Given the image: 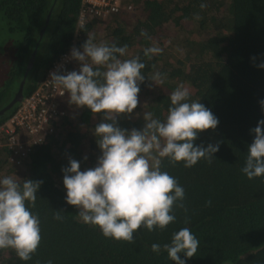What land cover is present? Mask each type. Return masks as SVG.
Here are the masks:
<instances>
[{"label": "trees", "instance_id": "16d2710c", "mask_svg": "<svg viewBox=\"0 0 264 264\" xmlns=\"http://www.w3.org/2000/svg\"><path fill=\"white\" fill-rule=\"evenodd\" d=\"M53 2L24 97L35 91L62 54L73 48L83 51L88 35L96 43L127 44L122 59L138 56L146 64V78L139 85L137 109L131 117H118V126L142 130L145 112L164 121L171 93L184 85L190 102L200 101L219 120L215 131L199 134L195 145L206 148L219 142L220 148L211 164L201 160L191 169L182 163L173 166L167 158L162 161L161 170L185 190L188 223L177 210L176 221L166 230L142 227L134 243L105 238L99 228L79 221V209L66 203L62 169L70 167V159L80 163L81 171L94 168L102 154L94 134L102 114L70 104L67 94L63 107L71 115L33 148L22 167L9 162L8 149H0V179L10 175L21 184L25 179L43 181L35 208L29 205L40 220L42 239L36 254L25 262L11 249L3 250L0 264H174L163 245L184 227L200 241L194 257L181 254L186 264H264V177L248 180L241 172L254 140L252 130L264 119V68L259 67L264 63V0H126L133 11L81 28L77 21L82 0H0V110L24 79ZM202 2L207 4L203 10ZM141 29L151 39L141 36ZM151 46L160 47L161 53L146 57L144 49ZM157 71L163 76L159 85L147 79ZM19 104L0 116V122ZM54 211H63V221L53 218ZM154 243L161 245L160 254L151 251Z\"/></svg>", "mask_w": 264, "mask_h": 264}, {"label": "clouds", "instance_id": "9594fccd", "mask_svg": "<svg viewBox=\"0 0 264 264\" xmlns=\"http://www.w3.org/2000/svg\"><path fill=\"white\" fill-rule=\"evenodd\" d=\"M200 8H207V4L202 2ZM140 35L151 39L144 29ZM82 48L71 50V59L81 64L79 71H54L49 83L60 90V96L67 93L70 104L87 107L94 115L102 114V122L94 129L102 154L94 168L81 171L80 163L70 159V167L62 169L66 203L79 209V221L99 228L105 238L118 242L134 243V234L142 227L149 232L166 230L176 221L177 210L185 213L188 223L185 190L175 177L161 170L162 161L167 158L173 166L182 163L187 169L201 160L211 164L219 142L205 148L196 146L195 141L199 134L215 131L218 118L200 101L190 102L189 89L179 85L170 95L171 105L164 121L145 112L142 130L122 129L117 118L131 117L137 109L146 64L138 56L122 59L128 52L127 44L118 47L96 43L88 35ZM161 51L151 46L144 49V55L151 57ZM259 67L264 68V63ZM147 79L156 85L163 83L158 71ZM260 105L264 109V100ZM252 131L254 140L241 169L248 180L264 177V119ZM42 183L25 179L21 184L10 175L0 179V251L11 249L25 262L36 254L42 239L39 217L30 210L36 206ZM206 206H211V200ZM62 213L54 211L53 218L63 221ZM199 244L191 230L184 227L173 233L163 250L174 264H186L181 254L191 259ZM151 251L160 254L161 245L152 244Z\"/></svg>", "mask_w": 264, "mask_h": 264}, {"label": "built area", "instance_id": "2783aa9c", "mask_svg": "<svg viewBox=\"0 0 264 264\" xmlns=\"http://www.w3.org/2000/svg\"><path fill=\"white\" fill-rule=\"evenodd\" d=\"M133 5L126 0H82L77 27L81 28L93 20L105 21L114 14L133 11ZM79 61L71 59V50L62 54L47 70L38 87L24 97L16 110L0 122V149L10 151L9 162L22 167L33 148L45 142L54 134L71 111L63 107L67 96H60V90L50 84V74L59 71L66 74L79 70Z\"/></svg>", "mask_w": 264, "mask_h": 264}, {"label": "water", "instance_id": "95a60500", "mask_svg": "<svg viewBox=\"0 0 264 264\" xmlns=\"http://www.w3.org/2000/svg\"><path fill=\"white\" fill-rule=\"evenodd\" d=\"M55 3L56 2H53L52 5H51V8L49 10V14H48V16H47V18L45 20L44 27H43V29L40 32V36H39V39L37 41L36 47H35V49L32 52L30 61H29L28 66L26 68V72H25L24 79L21 81L20 85L18 86V89H16L14 91L13 98L9 102V104H7L2 110H0V116H2L4 114H6L7 112H9L13 108V106L15 104L20 103L23 100V98H24V85L26 83L27 77L30 74L32 65H33V63L35 61V57H36L37 52H38V48H39V45H40V41H41V39H42V37L44 35V32L46 30V27H47L48 23L50 22V20L52 18L53 11H54V8H55Z\"/></svg>", "mask_w": 264, "mask_h": 264}, {"label": "rangeland", "instance_id": "374dc122", "mask_svg": "<svg viewBox=\"0 0 264 264\" xmlns=\"http://www.w3.org/2000/svg\"><path fill=\"white\" fill-rule=\"evenodd\" d=\"M18 86H19V85H15V86H14V90L18 89ZM152 89L155 90L154 88H152ZM153 94H154V93H153ZM153 94H151V95L149 96V99L152 98ZM6 101H7V100H6Z\"/></svg>", "mask_w": 264, "mask_h": 264}]
</instances>
